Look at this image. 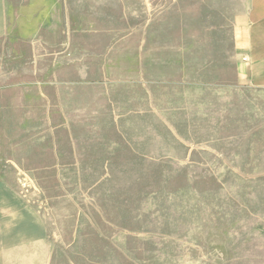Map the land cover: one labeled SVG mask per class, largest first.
Returning a JSON list of instances; mask_svg holds the SVG:
<instances>
[{
    "label": "rangeland",
    "instance_id": "rangeland-1",
    "mask_svg": "<svg viewBox=\"0 0 264 264\" xmlns=\"http://www.w3.org/2000/svg\"><path fill=\"white\" fill-rule=\"evenodd\" d=\"M29 1L0 32V217L26 239L0 264H264V151L178 84L223 0H55L25 43Z\"/></svg>",
    "mask_w": 264,
    "mask_h": 264
},
{
    "label": "crops",
    "instance_id": "crops-1",
    "mask_svg": "<svg viewBox=\"0 0 264 264\" xmlns=\"http://www.w3.org/2000/svg\"><path fill=\"white\" fill-rule=\"evenodd\" d=\"M22 5L29 11L27 17L24 16L28 21H24V26L17 22L13 27L25 43L41 41L43 32L57 27L55 0L46 2L43 13L40 0H30ZM9 6H13L9 0L0 3V32L5 35L12 28ZM216 6V23L222 34L204 43V47L212 49L205 53L208 57L203 61L209 71H205L204 64L200 65L198 59L199 69L195 71L194 68L192 82L186 83V80L178 84L191 87L194 96L201 95L202 89H208L210 104H218L222 111L230 113L232 120L239 119L226 127L236 129L231 132L240 136L242 144L260 145L256 149L249 148L251 151H264V0H223ZM199 45L200 42L197 49H200ZM3 47L8 45L4 43ZM197 54L201 56L200 51ZM220 66L224 71L217 70ZM3 220L0 217V256L9 255L10 249L24 248L26 240L24 235L15 234L17 227H8L9 220Z\"/></svg>",
    "mask_w": 264,
    "mask_h": 264
}]
</instances>
